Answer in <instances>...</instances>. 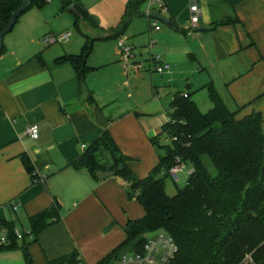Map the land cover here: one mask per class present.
Returning <instances> with one entry per match:
<instances>
[{
    "label": "crops",
    "instance_id": "0c3cea01",
    "mask_svg": "<svg viewBox=\"0 0 264 264\" xmlns=\"http://www.w3.org/2000/svg\"><path fill=\"white\" fill-rule=\"evenodd\" d=\"M80 1L100 26L93 29L96 35L86 31L97 38L83 81L70 62H56L80 54L86 42L75 27L76 15L61 2L27 10L31 13L26 11L4 38L0 222L13 223L26 234L30 218L57 203L61 219L35 239L25 236L13 247L0 249V264H27L25 246L32 264H51L73 252L79 254V264H96L126 240L129 221L146 215L120 177L99 179L87 168L72 165L106 130L132 171L144 179L164 155L154 140L170 143L161 133L176 92L190 93L202 111L210 110L213 85L229 109L239 111V119L253 112L264 119V0H162L166 9L153 4L150 14L168 17L163 25L147 13V1L144 14L134 17L121 35L133 46L134 60L147 61L145 72L121 63L119 36H114L129 0ZM194 5L200 21L190 30ZM236 17V25L213 28L214 21ZM202 28L208 30L196 31ZM72 29L76 33L67 42H43L47 35ZM157 56L171 64L169 72L159 75L153 70L152 58ZM31 124L40 128L38 139L26 134ZM186 166L180 173L188 179L193 168ZM5 236L0 232V238Z\"/></svg>",
    "mask_w": 264,
    "mask_h": 264
},
{
    "label": "trees",
    "instance_id": "16d2710c",
    "mask_svg": "<svg viewBox=\"0 0 264 264\" xmlns=\"http://www.w3.org/2000/svg\"><path fill=\"white\" fill-rule=\"evenodd\" d=\"M25 0H0V33L10 23L12 14ZM51 0H30V8H44ZM148 0H129L114 36H121L132 19L144 14L143 4ZM63 9L74 6L82 15H76V29L86 36L80 54L65 55L58 63L70 62L81 80L90 69L87 59L93 50L92 38L82 26V20L92 29H100L80 0H60ZM28 9V10H29ZM239 18L214 21L213 28L238 24ZM6 52L0 46V58ZM178 91L170 104V121L163 126L161 135L170 143L154 144L164 151L158 166L144 179L136 176L127 164L128 158L120 153L109 131L92 144L72 165L87 168L95 177L99 170L116 171L128 188V194L143 205L146 215L129 221L126 240L112 253L96 264H112L115 257L127 249H142L146 234L163 229L179 247L176 264H239L251 255L264 263V129L263 116L253 112L239 119L213 85L209 94L214 106L203 112L191 98ZM176 138V139H174ZM206 158L215 167L212 174ZM30 173L34 166L24 157ZM178 162L189 165L193 171L187 184L173 196L166 191L169 170ZM124 168L119 170L120 164ZM61 219L59 204L32 216L30 231L34 239L51 224ZM9 230L11 248L17 238L13 223H3ZM27 264H32L28 247H24ZM79 254L73 252L51 264H79Z\"/></svg>",
    "mask_w": 264,
    "mask_h": 264
},
{
    "label": "built area",
    "instance_id": "2783aa9c",
    "mask_svg": "<svg viewBox=\"0 0 264 264\" xmlns=\"http://www.w3.org/2000/svg\"><path fill=\"white\" fill-rule=\"evenodd\" d=\"M149 9L148 14H150L151 7L157 5L160 10H165L166 7L162 0H148ZM191 12L193 13L191 17L190 30L198 26L199 15H198V6L194 5L191 7ZM155 22V28L160 29V26ZM73 33L72 31H64L59 34H50L44 37L43 42L47 44L62 43L67 42L71 39ZM118 47L120 52V58L122 63L126 68L131 67L135 72L141 71L145 68V64L141 61H135V55L133 52V46L129 43L128 39L125 36H120L118 38ZM152 68L155 72L160 74L169 72L172 68L171 64L167 61L162 60L159 56L152 58ZM184 97H188V94L183 93ZM170 118L168 119V122ZM167 122V123H168ZM26 134L34 139H38L40 136V128L37 124H31L27 127ZM176 139V138H174ZM170 141V140H169ZM84 148L86 146H83ZM186 165L178 162L169 170V175L178 180V173ZM17 206H14L16 209ZM5 232L6 236L0 238V245H7L11 242L9 239V230L7 227L0 225V232ZM14 235L18 240H23L25 236H29L32 239L34 238L31 231L26 234L21 233L16 228L14 229ZM179 252V247L176 241L172 236L167 233H155L150 237L146 238L144 246L142 249H134L133 251H126L121 255L114 258L112 264H176L177 255Z\"/></svg>",
    "mask_w": 264,
    "mask_h": 264
},
{
    "label": "water",
    "instance_id": "95a60500",
    "mask_svg": "<svg viewBox=\"0 0 264 264\" xmlns=\"http://www.w3.org/2000/svg\"><path fill=\"white\" fill-rule=\"evenodd\" d=\"M30 4H31L30 0H25L23 2L22 6L12 14L9 25L6 27V29H4L0 33V46L4 42L5 36L14 29V27L17 24L19 18L29 9ZM70 9L74 12L75 15L79 16L80 18L82 17L80 12L74 6H70ZM150 16L152 18H155V19L161 20L163 22L169 23V18L166 17L161 12H153V13L150 14ZM82 26L84 27L85 31H88L89 33H93L94 35L98 34L91 27H89L84 20H82ZM206 30H208V28L197 29L196 31L197 32H199V31L202 32V31H206ZM123 168H124V165H123V163H121L120 166H119V170H122ZM115 174H116V171L99 170L96 173V176L99 179H106V178L111 177V176H113ZM261 264H264V263H261Z\"/></svg>",
    "mask_w": 264,
    "mask_h": 264
},
{
    "label": "rangeland",
    "instance_id": "374dc122",
    "mask_svg": "<svg viewBox=\"0 0 264 264\" xmlns=\"http://www.w3.org/2000/svg\"><path fill=\"white\" fill-rule=\"evenodd\" d=\"M52 3H60V0H51L50 2H49V4L48 5H51ZM37 9V7L36 6H33L32 8H30L28 11H35ZM26 12L27 14L26 15H29L31 12ZM37 11V10H36ZM22 17V16H21ZM20 17V18H21ZM19 18V19H20ZM146 19H147V17H145ZM160 23L163 25L164 23L162 22V21H160ZM72 31V33L73 34H75L76 33V30H71ZM12 32V31H11ZM10 32V33H11ZM97 32V31H96ZM10 33H8L7 35H11ZM92 35H93V33H92ZM9 37V36H8ZM120 58V57H119ZM121 62V61H120ZM147 61H144V63H146ZM122 63V62H121ZM147 65V64H146ZM142 72H145V68L143 69V70H141ZM156 74H159V75H161L160 73H158V72H156ZM163 74H165V73H163ZM203 108V112H207L209 109H206L205 107H202ZM205 108V109H204ZM206 162H207V165L209 166V168H210V170H211V172H212V174L213 175H215L216 173H217V171H216V169H215V167L213 166V164L210 162V160L208 159V158H206ZM185 171L186 172H188L189 170H188V167L186 166V169H185ZM181 172V171H180ZM179 172V174H178V176L180 177V179L179 180H174V178H172V177H168L167 178V180H166V183H167V191H168V193L170 194V195H174V194H176V192H177V187H179V188H183V187H185L186 186V184H187V181H188V179H187V177H184L183 176V174H181ZM174 181H176V184H177V187H176V185L174 184ZM161 232H166L165 230H163V229H160V230H156V231H153V232H151V233H147L146 234V238L147 237H150L151 235H153V234H155V233H161ZM134 249L133 248H129V249H127L126 251H133ZM125 251V252H126ZM260 259H256V258H254V257H252L251 255H247L243 260H242V262L241 263H239V264H260V261H259Z\"/></svg>",
    "mask_w": 264,
    "mask_h": 264
}]
</instances>
